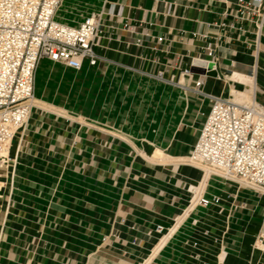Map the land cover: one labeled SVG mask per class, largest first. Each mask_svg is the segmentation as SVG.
I'll return each mask as SVG.
<instances>
[{
    "label": "crops",
    "instance_id": "crops-1",
    "mask_svg": "<svg viewBox=\"0 0 264 264\" xmlns=\"http://www.w3.org/2000/svg\"><path fill=\"white\" fill-rule=\"evenodd\" d=\"M251 4L74 6L70 26L102 14L99 61L78 72L38 64L30 119L0 169V264H264V195L185 163L213 98L253 83L264 105V0ZM193 59L216 68L199 89Z\"/></svg>",
    "mask_w": 264,
    "mask_h": 264
},
{
    "label": "built area",
    "instance_id": "built-area-1",
    "mask_svg": "<svg viewBox=\"0 0 264 264\" xmlns=\"http://www.w3.org/2000/svg\"><path fill=\"white\" fill-rule=\"evenodd\" d=\"M61 1L0 0V169L7 167L11 143L30 119L39 62L45 59L78 72L84 64L94 68L99 61L94 48L101 34L102 14L92 13L77 26H68L55 20ZM261 2L252 0V11L257 12ZM247 10L239 1V16ZM195 60L192 67H196ZM210 71L216 72L214 65ZM184 73L190 74L189 70ZM206 73L198 75L196 89L203 85ZM154 79L163 81V74ZM185 163L207 176L264 195V105L253 100L244 106L213 98ZM196 203L209 204L200 198Z\"/></svg>",
    "mask_w": 264,
    "mask_h": 264
},
{
    "label": "bare ground",
    "instance_id": "bare-ground-1",
    "mask_svg": "<svg viewBox=\"0 0 264 264\" xmlns=\"http://www.w3.org/2000/svg\"><path fill=\"white\" fill-rule=\"evenodd\" d=\"M77 2V0H62L61 1V4L60 6L58 7L57 9V13L55 14V20H60L61 22H66L65 24H69L70 22H76L77 20H74L73 18L74 17H77L79 18V14L78 13H74L73 15L70 14V11H71V7L73 6V4H75ZM73 11V10H72ZM64 13L65 16H67V18L65 16L63 17H60L58 14L59 13ZM73 13V12H72ZM70 26V25H68ZM194 65L197 66L198 68H202V69H205L206 67V63L204 61H194ZM192 76V75H191ZM236 76V75H235ZM234 78L236 80H241V82H247V81H242V78L243 77H240L239 79V76L238 77H235ZM245 78V77H244ZM208 77H203V81L204 80H207ZM226 79V78H225ZM246 79V78H245ZM198 80H199V77H198ZM252 82V81H251ZM205 84V83H204ZM251 90V91H250ZM248 92H240V91H232V98L230 100H232L235 104H239V105H249L250 103L253 102V96L252 94L250 95L249 93H253V83H251V88ZM254 94V93H253ZM42 100V99H41ZM43 101V100H42ZM34 104H35V101H34ZM46 106V105H45ZM52 109V108H51ZM59 109V108H58ZM61 110V109H60ZM50 111V110H49ZM67 120V119H66ZM161 157V155L159 153H156L154 158H157V157ZM146 158V157H145ZM161 159V158H160ZM205 175V174H204ZM206 176V175H205ZM208 177V176H207ZM206 178V177H205ZM193 205V204H192ZM197 208V207H196ZM187 211V210H186ZM197 212V211H196ZM182 217V216H181ZM185 218V217H183ZM182 218V219H183ZM180 220V219H179ZM188 220V219H187ZM186 222V221H185ZM183 224V223H182ZM188 229V227H187ZM174 235V234H173ZM168 237V236H167ZM166 239V238H165ZM165 240H163L161 242V244L158 246H156V251L161 247V245L164 243ZM158 242V241H157ZM169 242V240L167 241ZM260 243V242H259ZM155 250V249H154ZM155 251V253H156ZM158 254V252H157ZM147 260V259H146ZM145 260V261H146ZM155 260V259H154ZM153 260V261H154Z\"/></svg>",
    "mask_w": 264,
    "mask_h": 264
},
{
    "label": "rangeland",
    "instance_id": "rangeland-1",
    "mask_svg": "<svg viewBox=\"0 0 264 264\" xmlns=\"http://www.w3.org/2000/svg\"><path fill=\"white\" fill-rule=\"evenodd\" d=\"M79 1H81V0H77V2L75 3V4H73V6L71 7V11H70V14L71 15H73L74 13H76L75 11H81L82 12V10H84V9H82V6H83V4L82 3H79L78 4V6L75 8V11H74V6L79 2ZM73 10V11H72ZM73 12V13H72ZM57 13V12H56ZM60 17H63V16H65L64 15V13H59L58 14ZM66 18H67V16H65ZM125 85V84H124ZM113 86V84H109V83H107V84H103V85H101V88H102V90L104 89H106L107 91H109V92H105L106 94H107V96L108 97H110V101H108L107 100V102H111V100H112V96L114 95L112 92V87ZM126 86V85H125ZM123 87L124 88V90H126V87ZM130 95H131V93H127V92H123V93H118V96L119 97H121V98H123L122 100L123 101H125V98L127 97V96H129L130 97ZM137 97H140V94L139 93H135V97H134V99L135 98H137ZM125 110H123V112H124Z\"/></svg>",
    "mask_w": 264,
    "mask_h": 264
},
{
    "label": "water",
    "instance_id": "water-1",
    "mask_svg": "<svg viewBox=\"0 0 264 264\" xmlns=\"http://www.w3.org/2000/svg\"><path fill=\"white\" fill-rule=\"evenodd\" d=\"M190 71H191V73L197 74V75H202V74L206 73L205 70L200 69V68H196V67H191ZM206 74L208 76H212V77H216L217 76L216 72H214V71H209Z\"/></svg>",
    "mask_w": 264,
    "mask_h": 264
}]
</instances>
